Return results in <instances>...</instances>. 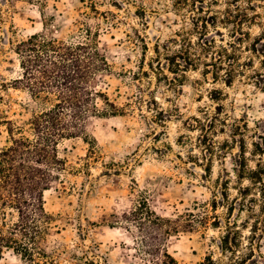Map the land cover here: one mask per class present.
Wrapping results in <instances>:
<instances>
[{"label":"rangeland","instance_id":"1","mask_svg":"<svg viewBox=\"0 0 264 264\" xmlns=\"http://www.w3.org/2000/svg\"><path fill=\"white\" fill-rule=\"evenodd\" d=\"M210 10L215 23L197 19V29L200 13L174 0H0V149L10 144L5 121L24 126L43 108L15 84V47L34 34L66 40L78 21L98 30L110 70L99 89L123 111L90 122L91 144H58L65 171L44 194L52 264H142L109 215L143 199L163 218L180 216L165 243L178 264H264V186L237 175L242 144L247 168L264 167L254 147L264 148V0ZM226 11L235 16L227 24ZM183 48L192 65L172 73L167 59ZM225 236L231 251L220 248ZM0 264L27 263L9 251Z\"/></svg>","mask_w":264,"mask_h":264},{"label":"trees","instance_id":"2","mask_svg":"<svg viewBox=\"0 0 264 264\" xmlns=\"http://www.w3.org/2000/svg\"><path fill=\"white\" fill-rule=\"evenodd\" d=\"M25 1L39 7L46 4V0ZM216 3L217 0H174L177 10L189 8L200 13L193 22L197 29V19L203 29L208 20L215 23L217 14H211L210 9ZM225 14L226 24L235 18L230 11ZM52 22L53 17L49 23L43 20V28ZM77 24V35L66 40L39 33L15 47L21 70L15 84L27 89L33 98L42 100L43 108L24 126L4 122L10 144L0 149V261L10 251L27 264H52L53 252L45 248L52 217L45 211L44 194L57 185L60 173L65 171V163L58 157V144L71 138L88 143L90 122L123 114L99 89L100 77L110 70L96 44L98 30L81 21ZM186 51L180 50L167 59L172 73L183 72L192 65ZM217 77L215 72L213 79ZM254 147L257 154H264L261 145L254 144ZM240 153L238 177H247L264 186V167L249 170L243 144ZM109 218L110 225L120 226L132 236L142 264H178L165 249V243L183 228L179 215L174 220L163 218L143 199L133 208L112 213ZM220 248L231 251L228 236L222 238ZM199 264L218 263L206 257Z\"/></svg>","mask_w":264,"mask_h":264}]
</instances>
